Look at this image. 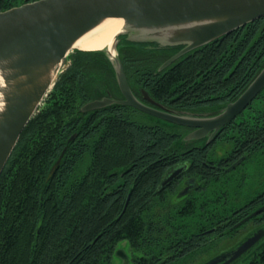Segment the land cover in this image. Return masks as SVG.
<instances>
[{
	"label": "trees",
	"instance_id": "trees-1",
	"mask_svg": "<svg viewBox=\"0 0 264 264\" xmlns=\"http://www.w3.org/2000/svg\"><path fill=\"white\" fill-rule=\"evenodd\" d=\"M35 1L0 0V12ZM183 48L126 35L117 45L135 97L214 117L263 70L264 17L161 69ZM68 60L0 176V264H116L124 240L134 264H187L264 224V209L253 215L264 208V89L208 142L116 102L83 111L123 98L117 70L103 50H75Z\"/></svg>",
	"mask_w": 264,
	"mask_h": 264
},
{
	"label": "water",
	"instance_id": "water-1",
	"mask_svg": "<svg viewBox=\"0 0 264 264\" xmlns=\"http://www.w3.org/2000/svg\"><path fill=\"white\" fill-rule=\"evenodd\" d=\"M261 17H264V0H38L0 12V75L5 83L1 91L0 176L39 104L55 85L60 66L74 51L76 41L106 19L124 21V31L115 39V55L109 49L103 50L116 67L118 84L125 97V100L116 103L193 129L188 139L209 136L210 142L264 89V68L246 91L219 115L206 118L181 116L149 106L135 97L117 49L120 37L126 35L132 41L156 42L161 46L183 45L181 51L164 63L163 69L189 51ZM143 32L152 36H139ZM160 34H172V40L163 41ZM54 69L56 76L52 77ZM145 98L150 100L147 94ZM113 102L111 99L97 100L82 109L89 111ZM65 151L52 167L49 178L56 172ZM237 164L239 161L228 170ZM182 171V168L172 170L161 187L174 181ZM187 192L188 188L181 195ZM263 237L264 225L204 264H232ZM117 254L125 256L123 250Z\"/></svg>",
	"mask_w": 264,
	"mask_h": 264
},
{
	"label": "bare ground",
	"instance_id": "bare-ground-1",
	"mask_svg": "<svg viewBox=\"0 0 264 264\" xmlns=\"http://www.w3.org/2000/svg\"><path fill=\"white\" fill-rule=\"evenodd\" d=\"M124 31V21L122 19H106L96 28L78 39L74 45V50L100 51L109 49L112 55H115L114 44L118 34ZM52 77L56 76L55 69L52 71ZM5 87L3 78L0 75V111L2 110V93Z\"/></svg>",
	"mask_w": 264,
	"mask_h": 264
},
{
	"label": "rangeland",
	"instance_id": "rangeland-1",
	"mask_svg": "<svg viewBox=\"0 0 264 264\" xmlns=\"http://www.w3.org/2000/svg\"><path fill=\"white\" fill-rule=\"evenodd\" d=\"M139 36H143V37H150L152 36L151 34H148L146 32H143L141 34H139ZM155 36V35H154ZM160 38L163 40V41H171L172 40V37L173 35L169 34V35H159ZM158 36V37H159ZM157 37V36H156ZM75 51V50H74ZM70 52L69 55L67 56V58L64 60L63 64L60 66V69H59V72H58V76L56 77L55 79V84L58 80V78L60 77V75L68 68V66L70 65V62L68 60L69 56L74 52ZM117 55V53H116ZM55 86V85H54ZM53 86V87H54ZM53 89L51 88L50 92L47 93V95L44 97V100L42 101V103L39 104V108L36 112V114L39 112V110L44 107V104H45V101L46 99L48 98L49 94L51 93ZM35 114V115H36ZM202 142V141H201ZM245 231H247V228L246 229H243L240 231L239 235L243 234ZM237 239H229V240H225V239H219L217 241V243L209 250V252L207 254H201V255H198L196 256L193 260L189 261L187 264H201L203 262H205L206 260H208L209 258L213 257V256H216L218 254H221L223 253L226 249H230L233 247V245L235 244V241ZM264 244V243H263ZM120 250H123L124 252V255L125 256H121V255H118L117 254V260H116V264H134L133 263V260H132V256H131V252H130V245L128 243V241L124 240V241H121L118 245V251ZM117 251V252H118Z\"/></svg>",
	"mask_w": 264,
	"mask_h": 264
},
{
	"label": "flooded vegetation",
	"instance_id": "flooded-vegetation-1",
	"mask_svg": "<svg viewBox=\"0 0 264 264\" xmlns=\"http://www.w3.org/2000/svg\"><path fill=\"white\" fill-rule=\"evenodd\" d=\"M53 89V88H52ZM121 93H122V91H121ZM145 92H144V96H143V98H141V99H139V98H137V99H139L141 102H143V103H145V104H147V105H149V106H152V107H154V108H157V109H159V107L158 106H156L155 104H153V100L150 98V100L149 99H146L145 98ZM148 95V94H147ZM122 96H123V98L122 99H113V98H111V97H108V98H102V99H100V101L101 100H104V99H111V100H113L114 102H121V101H123V100H125V97H124V95H123V93H122ZM97 101V100H96ZM99 101V100H98ZM93 102V101H92ZM113 102V103H114ZM90 103V102H89ZM88 104V103H87ZM112 103H110V104H108V105H111ZM108 105H106V106H108ZM85 106V105H84ZM103 107H105V106H103ZM132 107V106H131ZM101 108V107H100ZM134 108V107H133ZM98 109V108H97ZM136 109V108H135ZM94 110V109H93ZM89 111H91V110H89ZM262 225H264V224H262ZM262 225H260V226H254V225H249V226H247L246 228H247V231H245L243 234H241V235H239V233H240V231L241 230H243V229H241V230H239V232H238V234H234L233 236H231L230 238H225V240H229V239H237L236 241H235V244L233 245V247L235 246V245H237L248 233H250V232H252L253 230H255L256 228H258V227H261ZM245 228V229H246ZM263 243H264V237L263 238H261L260 239V241L259 242H257L251 249H249L245 254H243L240 258H238L235 262H233L232 264H264V262H263V260H262V253L264 252V248H262V245H263ZM232 247V248H233ZM231 249V248H230ZM229 250V249H228ZM225 251H227V249L225 250ZM219 255V254H218ZM217 256V255H216ZM216 256H213V257H211V258H209L208 260H206L205 262H203V263H201V264H204V263H206V262H208L209 260H211L212 258H214V257H216ZM255 262V263H254Z\"/></svg>",
	"mask_w": 264,
	"mask_h": 264
}]
</instances>
